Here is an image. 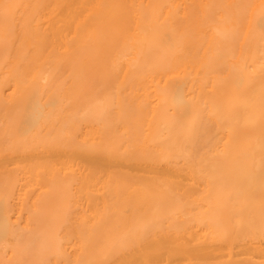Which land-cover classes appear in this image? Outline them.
Listing matches in <instances>:
<instances>
[{
	"label": "bare ground",
	"instance_id": "bare-ground-1",
	"mask_svg": "<svg viewBox=\"0 0 264 264\" xmlns=\"http://www.w3.org/2000/svg\"><path fill=\"white\" fill-rule=\"evenodd\" d=\"M0 264H264V0H0Z\"/></svg>",
	"mask_w": 264,
	"mask_h": 264
}]
</instances>
